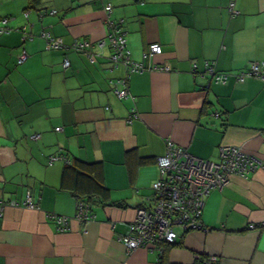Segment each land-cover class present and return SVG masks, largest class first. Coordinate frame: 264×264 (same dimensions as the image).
Masks as SVG:
<instances>
[{
    "label": "crops",
    "instance_id": "0c3cea01",
    "mask_svg": "<svg viewBox=\"0 0 264 264\" xmlns=\"http://www.w3.org/2000/svg\"><path fill=\"white\" fill-rule=\"evenodd\" d=\"M3 19L10 31L0 34V264H193L198 255L264 264V168L211 190L201 214L208 230L177 229L161 258L156 250L127 253L120 241L136 208L152 204L155 158L167 140L213 162L221 146L264 159V81L234 78L264 61V0H0V27ZM107 21L120 24L132 60L152 67L129 76L123 100L110 82L126 72L110 69L108 45L93 62L72 49L106 39ZM42 31L62 47L45 49ZM150 43L161 54L148 61ZM205 61L229 74L225 84L204 90L208 79L191 66L201 72ZM132 109L137 117L128 122ZM54 155L68 163L48 165ZM69 163L76 169L66 170ZM93 163L87 170L105 198L75 173ZM27 194L34 209L8 205ZM77 200L90 202L84 224L75 219ZM46 213L68 217V229L57 231Z\"/></svg>",
    "mask_w": 264,
    "mask_h": 264
},
{
    "label": "built area",
    "instance_id": "2783aa9c",
    "mask_svg": "<svg viewBox=\"0 0 264 264\" xmlns=\"http://www.w3.org/2000/svg\"><path fill=\"white\" fill-rule=\"evenodd\" d=\"M104 11L109 16L111 6L109 4L105 5ZM49 13L54 14L55 11L51 10ZM25 15L27 14L25 13ZM107 22L109 28V34L106 36L107 41L106 39L97 40L96 42L78 41L72 44V49L84 55L89 62H93L95 58L102 56V50L107 44L110 49L108 56L110 69L122 66L126 72L124 77L110 82L113 94L118 99L123 100L129 97V76L133 73L149 71L152 67L142 62L133 61L126 49L120 24ZM1 23L0 34H8L10 30L5 26L7 19H3ZM23 36L22 40L26 36L25 32ZM27 36L30 37L29 34ZM40 36L45 40V49H60L62 47L61 43L52 38L49 33L42 31ZM93 47L97 48L96 52L91 51ZM159 54H161L160 45L150 43L143 54V59L150 61ZM25 59L26 55L21 54L17 58V63L21 64ZM68 66L69 62L64 60L62 67L66 69ZM203 66L204 70L199 72L197 65L192 64L191 73L194 76L199 75L207 78L206 87L211 82L221 85L226 83L229 74L218 72L214 61H205ZM153 68L155 69L156 66ZM234 78L240 82L245 78L264 81V61L248 62V68L237 72ZM136 117L137 114L132 109L130 116H128V122ZM212 117L217 118L218 113L214 112ZM59 130L60 128H55V131ZM38 138L39 136L36 134L30 136L31 140H37ZM56 161L68 163L62 155L49 156L47 163L51 165ZM155 164L158 174L151 185L152 204H145L136 208L133 219L127 225L126 233L120 236V241L127 253L138 248L147 251L156 250L158 258H161L163 247L176 242L178 238L177 229L180 232L208 230L202 225L201 214L204 200L211 190L226 186L232 175L246 177L258 168H264V159L240 147L221 146L219 148V160L213 162L198 158L190 154L184 146L167 140L165 151L163 155L155 158ZM3 204L0 202V216L2 215ZM8 205L22 206L29 209L35 208L29 194L26 195L23 201H10ZM45 216L53 220L57 231L63 232L68 229V217L51 213H46ZM90 218V205L85 201L77 200L75 219L84 224ZM261 224L264 225V223ZM249 227L253 228L254 226L250 225ZM193 264H217V258L215 256L200 257L198 255L195 257Z\"/></svg>",
    "mask_w": 264,
    "mask_h": 264
},
{
    "label": "trees",
    "instance_id": "16d2710c",
    "mask_svg": "<svg viewBox=\"0 0 264 264\" xmlns=\"http://www.w3.org/2000/svg\"><path fill=\"white\" fill-rule=\"evenodd\" d=\"M65 165V169L66 170H68V169H71V170H75L76 168H73V167H75V166H71V164L69 163V164H64ZM95 166H97V163H93V164H85L84 166H78L79 168L78 169H80V172H75L77 175H79V177H78V179L81 181V178H82V176L83 177H86V178H88L87 180H90V181H92L93 182V184H94V189H93V193H95V194H92V195H97L96 193H100L101 195H103L104 196V198L106 197V192H107V190L101 185V183L97 180V178L96 177H93L92 176V178H91V176L89 175V171L88 170H93V169H95ZM77 167V166H76ZM88 169V170H87ZM88 190H90V189H88ZM100 191V192H99ZM86 203H88L89 205H90V202H89V200H86L85 201ZM90 209H91V207H90ZM173 244H169V245H165L163 248H164V250H165V248L167 247H169V246H172Z\"/></svg>",
    "mask_w": 264,
    "mask_h": 264
},
{
    "label": "water",
    "instance_id": "95a60500",
    "mask_svg": "<svg viewBox=\"0 0 264 264\" xmlns=\"http://www.w3.org/2000/svg\"><path fill=\"white\" fill-rule=\"evenodd\" d=\"M209 86H210V85H209ZM209 86H208V87L204 86V87H203V88H204V90L208 91V89H209ZM205 87H206V89H205Z\"/></svg>",
    "mask_w": 264,
    "mask_h": 264
}]
</instances>
